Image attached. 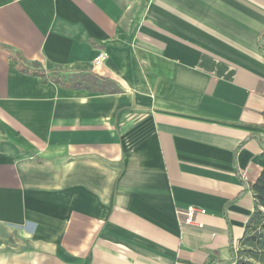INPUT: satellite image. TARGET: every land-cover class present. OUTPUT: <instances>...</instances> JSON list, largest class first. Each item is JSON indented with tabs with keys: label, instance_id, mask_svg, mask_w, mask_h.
<instances>
[{
	"label": "crops",
	"instance_id": "crops-1",
	"mask_svg": "<svg viewBox=\"0 0 264 264\" xmlns=\"http://www.w3.org/2000/svg\"><path fill=\"white\" fill-rule=\"evenodd\" d=\"M263 170L264 0H0V264H236Z\"/></svg>",
	"mask_w": 264,
	"mask_h": 264
},
{
	"label": "trees",
	"instance_id": "trees-1",
	"mask_svg": "<svg viewBox=\"0 0 264 264\" xmlns=\"http://www.w3.org/2000/svg\"><path fill=\"white\" fill-rule=\"evenodd\" d=\"M16 65L28 66L25 60L12 56ZM36 71H28L29 74L39 76L43 84L49 82L65 85V81L60 75L52 73L47 75L38 64H32ZM74 87L85 88L93 91H102L111 84L110 81L99 78L92 73H85L81 78L74 77L72 80ZM255 197V209L252 217L247 223L245 235L240 241L238 253L235 257L236 264H264V170L257 182L252 187Z\"/></svg>",
	"mask_w": 264,
	"mask_h": 264
},
{
	"label": "built area",
	"instance_id": "built-area-1",
	"mask_svg": "<svg viewBox=\"0 0 264 264\" xmlns=\"http://www.w3.org/2000/svg\"><path fill=\"white\" fill-rule=\"evenodd\" d=\"M108 53L105 51L100 52V54L95 58L94 65L95 67H99L105 63L108 59ZM205 213L203 210L195 207L188 208L183 214L187 217V222L191 223L194 221V217L196 214H203Z\"/></svg>",
	"mask_w": 264,
	"mask_h": 264
}]
</instances>
